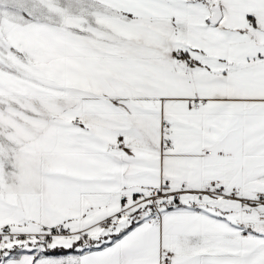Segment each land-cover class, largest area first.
Here are the masks:
<instances>
[{
	"label": "snow or ice",
	"instance_id": "snow-or-ice-1",
	"mask_svg": "<svg viewBox=\"0 0 264 264\" xmlns=\"http://www.w3.org/2000/svg\"><path fill=\"white\" fill-rule=\"evenodd\" d=\"M0 264H264V0H0Z\"/></svg>",
	"mask_w": 264,
	"mask_h": 264
}]
</instances>
